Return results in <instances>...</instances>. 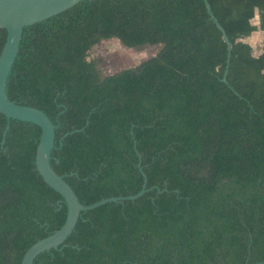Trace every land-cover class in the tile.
I'll return each mask as SVG.
<instances>
[{
	"label": "trees",
	"instance_id": "obj_1",
	"mask_svg": "<svg viewBox=\"0 0 264 264\" xmlns=\"http://www.w3.org/2000/svg\"><path fill=\"white\" fill-rule=\"evenodd\" d=\"M206 2L228 58L202 0H85L23 28L5 92L56 127L52 170L83 206L146 190L81 212L33 264H264V43L242 41L264 0ZM108 39L160 48L100 77L86 57ZM6 122L0 264H20L66 208L35 170L40 129L9 120L2 142Z\"/></svg>",
	"mask_w": 264,
	"mask_h": 264
},
{
	"label": "water",
	"instance_id": "obj_2",
	"mask_svg": "<svg viewBox=\"0 0 264 264\" xmlns=\"http://www.w3.org/2000/svg\"><path fill=\"white\" fill-rule=\"evenodd\" d=\"M81 1L85 0H0V30L5 31V40L0 50V114L4 116L7 121L2 132V142L9 128V120L29 123L40 129V135L34 153L35 170L42 181L62 198L66 208L65 219L62 226L29 246L23 253L20 264H33V260L39 254L57 249L71 233L81 212L90 211L106 203L131 201L138 198L146 191L145 177L142 174L143 184L141 190L135 195L109 197L87 206L81 205L71 188L63 180V176L57 175L49 164L50 153L54 148V131L56 127L42 111L32 107L18 105L10 101L6 96V81L17 55L23 28L59 14ZM202 1L209 19L214 22L221 34V39L226 45V57L228 58L230 45L227 38L222 28L211 15L206 0ZM253 19L258 23L256 9L254 10ZM250 25H252L251 21ZM64 136L65 135H63L61 139ZM61 139L59 140V146ZM156 192L161 193L158 189H156Z\"/></svg>",
	"mask_w": 264,
	"mask_h": 264
},
{
	"label": "rangeland",
	"instance_id": "obj_3",
	"mask_svg": "<svg viewBox=\"0 0 264 264\" xmlns=\"http://www.w3.org/2000/svg\"><path fill=\"white\" fill-rule=\"evenodd\" d=\"M251 24L257 27L258 23L252 19ZM242 41L250 46L251 54L255 57L264 43V32L257 29ZM159 48V46L126 48L117 40L108 39L93 46L88 51L86 60L96 61V69L100 77H105L137 66L142 61L154 56Z\"/></svg>",
	"mask_w": 264,
	"mask_h": 264
},
{
	"label": "crops",
	"instance_id": "obj_4",
	"mask_svg": "<svg viewBox=\"0 0 264 264\" xmlns=\"http://www.w3.org/2000/svg\"><path fill=\"white\" fill-rule=\"evenodd\" d=\"M259 53H260V52H259ZM259 53H258V54H259Z\"/></svg>",
	"mask_w": 264,
	"mask_h": 264
}]
</instances>
